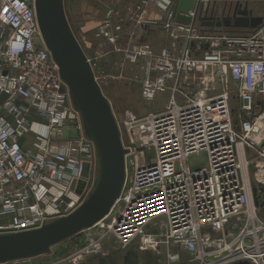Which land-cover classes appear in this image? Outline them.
Segmentation results:
<instances>
[{
  "label": "built area",
  "instance_id": "obj_1",
  "mask_svg": "<svg viewBox=\"0 0 264 264\" xmlns=\"http://www.w3.org/2000/svg\"><path fill=\"white\" fill-rule=\"evenodd\" d=\"M106 1L111 8L96 38L130 63L145 61L141 97L148 106L169 100L118 123L128 150L121 198L82 232L89 233L84 249L53 264H90L131 248L156 253L162 264H264V22L244 34L201 25V10L211 17L213 4L238 0H197L194 13L184 15L188 24L177 19L180 0H135L125 8L128 0ZM128 24L163 33L160 53L149 44L125 49L138 34L127 35ZM3 93L0 235H8L73 213L90 192H76L84 164L97 172L94 145L41 41L34 0H0ZM64 127L79 137L63 139ZM204 154L207 163L191 164Z\"/></svg>",
  "mask_w": 264,
  "mask_h": 264
},
{
  "label": "water",
  "instance_id": "obj_2",
  "mask_svg": "<svg viewBox=\"0 0 264 264\" xmlns=\"http://www.w3.org/2000/svg\"><path fill=\"white\" fill-rule=\"evenodd\" d=\"M197 0H180L177 11L178 21L190 23L195 11ZM244 8V9H243ZM211 17L199 20L203 27L237 29L253 31L264 22L263 17L254 14L245 2L238 0L226 4L222 16L220 7L213 4ZM34 10L39 27L40 38L51 58L58 67L59 76L67 86L73 109L79 113L84 136L93 145L97 157V174L89 162L84 164L83 178L76 190L82 194L91 188L87 198L70 215L59 218L39 229L0 235V264L31 260L42 256H50L53 248L80 233L93 228L107 217L121 198L126 183V155L121 130L118 125L111 102L105 96L99 85L92 64L83 46L76 37L65 7V0H34ZM6 74V73H5ZM8 95H0V106L8 99ZM236 130H240L239 122H235ZM22 134L26 132L21 130ZM76 129L63 128L62 138H78ZM25 138L20 139L23 145ZM196 159L207 163L204 154L191 158L195 165ZM256 171L255 167H252ZM75 189V184L71 187ZM257 190H254L255 204L259 206ZM99 264H162L161 257L153 252H139L131 248L122 257L107 263L101 260ZM239 264H248L242 262Z\"/></svg>",
  "mask_w": 264,
  "mask_h": 264
},
{
  "label": "rangeland",
  "instance_id": "obj_3",
  "mask_svg": "<svg viewBox=\"0 0 264 264\" xmlns=\"http://www.w3.org/2000/svg\"><path fill=\"white\" fill-rule=\"evenodd\" d=\"M65 0V7L70 25L83 46L85 52L91 57L96 79L101 86L105 96L111 102L115 117L118 121H122L127 113H134L136 115H143L151 109H164L169 100V96L161 97L160 101L148 106L142 97V78L144 76L143 67L144 60H139L136 64L126 61L124 56L114 51L113 48L99 41L95 34L102 17L105 16L108 9L111 8V3L106 0ZM128 3L122 6L132 7L135 0H128ZM245 2L250 10L256 12L255 15L264 18V0H242ZM220 14V13H219ZM93 24V25H92ZM82 25V26H81ZM87 25V29L82 31L80 28ZM127 35L138 31L131 44L128 43L125 49L131 45L149 44L154 53L159 54L165 44V35L161 32H155L152 37H148L142 30H137L133 24H128L125 28ZM236 34H244L247 31L240 32L232 31ZM159 33V34H158ZM120 125V123H119ZM38 126V127H37ZM40 129L39 125H36ZM34 138L31 137L29 145L32 147ZM97 174L95 168V175ZM91 191V188H89ZM89 234V233H87ZM87 234L81 233L74 238L57 245L53 248V254L50 256H42L31 260L20 261L15 264H53L55 262L63 261L66 258L76 254L84 249L88 244ZM108 248H111L110 245ZM111 256L115 253L119 254L117 249L111 251ZM98 258V257H97ZM91 257L90 264H99L100 260ZM184 261H190L188 254H183ZM110 259V258H109Z\"/></svg>",
  "mask_w": 264,
  "mask_h": 264
},
{
  "label": "crops",
  "instance_id": "obj_4",
  "mask_svg": "<svg viewBox=\"0 0 264 264\" xmlns=\"http://www.w3.org/2000/svg\"><path fill=\"white\" fill-rule=\"evenodd\" d=\"M227 3H218V5H219V7H220V14H219V16H222V14H223V8H224V6L226 5ZM255 14H256V12H255ZM93 25V24H92ZM82 26V25H81ZM87 29V25L86 26H83L82 28H80V30H81V33H83L82 31H85ZM228 31H237V32H240L241 33V30H237V29H227ZM244 31H246V30H244ZM144 34H146L148 37H152V35L153 34H155V32L154 31H151V32H145ZM159 34V33H158ZM162 34V33H161ZM89 56V55H88Z\"/></svg>",
  "mask_w": 264,
  "mask_h": 264
},
{
  "label": "flooded vegetation",
  "instance_id": "obj_5",
  "mask_svg": "<svg viewBox=\"0 0 264 264\" xmlns=\"http://www.w3.org/2000/svg\"><path fill=\"white\" fill-rule=\"evenodd\" d=\"M243 9H244V8H243ZM253 12H254V11H253ZM254 14H255V12H254ZM124 253H125V252H120L119 254L117 253L116 255H113L110 259L106 260L107 263L112 262L114 259H117V258H119V257H122V256L124 255Z\"/></svg>",
  "mask_w": 264,
  "mask_h": 264
},
{
  "label": "bare ground",
  "instance_id": "obj_6",
  "mask_svg": "<svg viewBox=\"0 0 264 264\" xmlns=\"http://www.w3.org/2000/svg\"><path fill=\"white\" fill-rule=\"evenodd\" d=\"M37 127H36V125H34L33 130L34 131H37V132H40V133H45L46 132V131L43 130V128L41 126H40V129L39 130L37 129Z\"/></svg>",
  "mask_w": 264,
  "mask_h": 264
}]
</instances>
